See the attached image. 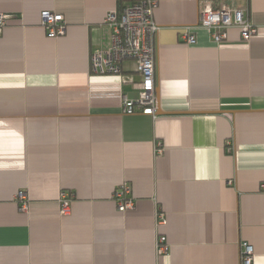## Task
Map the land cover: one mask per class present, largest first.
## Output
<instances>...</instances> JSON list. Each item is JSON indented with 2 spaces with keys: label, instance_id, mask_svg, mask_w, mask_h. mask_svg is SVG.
<instances>
[{
  "label": "crops",
  "instance_id": "crops-1",
  "mask_svg": "<svg viewBox=\"0 0 264 264\" xmlns=\"http://www.w3.org/2000/svg\"><path fill=\"white\" fill-rule=\"evenodd\" d=\"M225 5L259 33L245 41L234 27L218 43L197 26ZM120 7L0 0V264H242L243 242L264 264V0H158L156 116L123 112V96H139L136 61L117 74L91 66ZM43 10L64 16L65 34L48 33ZM123 184L126 212L114 200Z\"/></svg>",
  "mask_w": 264,
  "mask_h": 264
},
{
  "label": "built area",
  "instance_id": "built-area-1",
  "mask_svg": "<svg viewBox=\"0 0 264 264\" xmlns=\"http://www.w3.org/2000/svg\"><path fill=\"white\" fill-rule=\"evenodd\" d=\"M158 0H138L125 5L122 9L110 10L104 24L110 30V44L93 52L91 56L92 69L100 74H117L122 71V63L125 60L137 62L141 80L137 83L139 96L131 99L123 96V112L133 114L141 112L148 115H157L158 96L156 92V56L157 41L161 26L156 22L154 13ZM42 22L52 36L63 35L67 31L64 16L61 13L43 10ZM10 20L9 15L0 14V34ZM198 27L210 30L213 39L222 43L228 37V31L237 27L241 37L247 41L259 33L257 26L252 24L246 17L245 10L225 5L221 8H207L200 12ZM192 27L187 28L183 34L186 43L195 42V34ZM164 147L161 142L156 143V153H162ZM21 201V208H28V196L26 191L20 190L17 194ZM72 197L63 191L60 198L61 213L66 214L70 209ZM114 200L118 209L126 212L133 209L135 199L129 185L123 184L114 192ZM166 222L165 213L157 214V223ZM159 254H166L169 243L165 235L160 234L157 238ZM254 248L248 242L242 243L241 262L252 264L254 261Z\"/></svg>",
  "mask_w": 264,
  "mask_h": 264
},
{
  "label": "trees",
  "instance_id": "trees-1",
  "mask_svg": "<svg viewBox=\"0 0 264 264\" xmlns=\"http://www.w3.org/2000/svg\"><path fill=\"white\" fill-rule=\"evenodd\" d=\"M119 1H120V6H121L120 9H122L124 7V5L122 4L123 0H119ZM136 1H138V0H135L134 2H136Z\"/></svg>",
  "mask_w": 264,
  "mask_h": 264
}]
</instances>
